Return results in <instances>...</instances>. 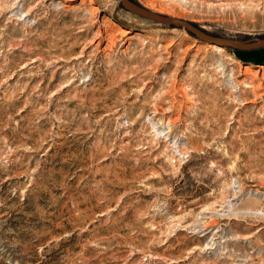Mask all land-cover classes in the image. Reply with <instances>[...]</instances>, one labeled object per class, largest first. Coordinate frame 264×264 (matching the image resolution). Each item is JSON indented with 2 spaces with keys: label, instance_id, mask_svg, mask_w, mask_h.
Wrapping results in <instances>:
<instances>
[{
  "label": "rangeland",
  "instance_id": "obj_1",
  "mask_svg": "<svg viewBox=\"0 0 264 264\" xmlns=\"http://www.w3.org/2000/svg\"><path fill=\"white\" fill-rule=\"evenodd\" d=\"M136 1L264 37V0ZM0 264H264V46L0 0Z\"/></svg>",
  "mask_w": 264,
  "mask_h": 264
},
{
  "label": "water",
  "instance_id": "obj_2",
  "mask_svg": "<svg viewBox=\"0 0 264 264\" xmlns=\"http://www.w3.org/2000/svg\"><path fill=\"white\" fill-rule=\"evenodd\" d=\"M122 5L130 9L134 12H137L145 17L153 18L157 21L164 22V23H171L177 26L184 25L188 30H190L192 33L198 35V37L205 39L209 42H213L217 45H231L239 49L243 48H258L259 46L264 45V37L259 38L257 41H244L239 40L237 38L231 37V36H219L215 34H210L206 31H204L201 27H199L194 22H191L188 19L180 18L175 15H170L167 13H161L155 10H152L151 8H146L141 3L137 2L136 0H121Z\"/></svg>",
  "mask_w": 264,
  "mask_h": 264
},
{
  "label": "bare ground",
  "instance_id": "obj_3",
  "mask_svg": "<svg viewBox=\"0 0 264 264\" xmlns=\"http://www.w3.org/2000/svg\"><path fill=\"white\" fill-rule=\"evenodd\" d=\"M147 8V7H146ZM182 26H184V25H182ZM190 31V30H189ZM191 32V31H190ZM192 33V32H191ZM194 34V33H193ZM194 35H196V34H194ZM196 36H198V35H196ZM202 39V38H201ZM205 40V39H204ZM207 41V40H206ZM209 42V41H208ZM221 46H224V47H229V46H231V45H221ZM264 46V45H263ZM239 49V48H238ZM244 49H250V48H244Z\"/></svg>",
  "mask_w": 264,
  "mask_h": 264
},
{
  "label": "trees",
  "instance_id": "obj_4",
  "mask_svg": "<svg viewBox=\"0 0 264 264\" xmlns=\"http://www.w3.org/2000/svg\"><path fill=\"white\" fill-rule=\"evenodd\" d=\"M230 47V46H229Z\"/></svg>",
  "mask_w": 264,
  "mask_h": 264
}]
</instances>
